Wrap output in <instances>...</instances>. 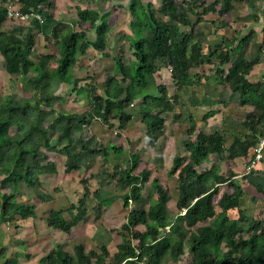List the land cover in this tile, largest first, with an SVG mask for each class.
I'll list each match as a JSON object with an SVG mask.
<instances>
[{
	"label": "trees",
	"instance_id": "16d2710c",
	"mask_svg": "<svg viewBox=\"0 0 264 264\" xmlns=\"http://www.w3.org/2000/svg\"><path fill=\"white\" fill-rule=\"evenodd\" d=\"M74 1L91 3L96 0ZM157 1L160 2L158 7L148 3L141 10L136 8V2L131 3L130 31L134 38L124 36L129 43L124 42L117 54L113 55L115 75L103 95H100L97 88L78 89L79 81L74 78L72 70L76 67L79 56L86 55L90 49L110 57V54L105 53L111 29L110 12L102 13L92 8L78 12L80 22L89 23L96 34V39L91 40L84 30L60 29L58 22L45 7H49V0H18L21 14L34 15L31 28L25 37L18 36L15 31H0V53L4 58L7 74L27 78L26 82L35 96L23 101L3 105L0 103V138L9 140L0 145V177L4 176L2 183L12 188L9 194L0 195V223L11 224L37 217L35 204H20L16 197L20 183L35 188L40 185L41 175L57 173L54 162H40L42 149L51 148L49 130L54 125H57L60 132V143H64L61 152L70 153V148L76 141V131L81 132L82 127L91 126L98 120L110 130L114 128L112 120H117L119 130L125 131L133 119L131 107L140 99V120L145 128L142 133H145L151 146H156L165 134V115L175 111L187 88L201 86L204 79L208 84L227 86L231 92L238 94L241 103L251 106L252 110L246 113L241 122L240 132H200L194 140L185 141L184 146L190 153L189 159L175 157L169 170V175H177L179 181L176 198L163 187L158 178L151 181L150 170L136 173L140 164L138 155H133L131 159L123 157L122 151L125 148L112 143L101 148H97L92 139L81 143L82 152L101 155L114 164L112 179L119 186L128 189L121 196L125 208L131 202L143 200V187L150 181L156 195L148 210L129 211L127 222L123 225L127 236L124 235L117 246L112 264H169L170 260H179L186 247L192 254L189 264H264V220L254 218L245 208L249 197L241 186L233 182L236 174L232 170L228 176L220 175L215 166L203 172L197 170L212 155L227 153L230 161L238 158L252 159L257 155L260 142L264 140V81L252 83L249 80L255 66L254 62L247 59L253 33L239 41L235 37L230 40L225 38L223 47L217 46L211 53L209 49V54H206L203 45L194 38L193 32L196 25L210 21L207 17L212 10L206 6L205 1L184 2L187 10L182 13L178 0ZM222 1L224 5L218 16L224 18L234 11L235 0ZM219 3L220 0L215 1L216 5ZM7 14V10L0 9V29ZM36 15H41L43 21L38 20ZM192 16L197 18L195 22L192 21ZM218 20H211V24L217 27ZM222 25L231 28L229 22L222 21ZM33 30L43 34L46 40L57 41L59 58L53 71L49 65L55 61L54 56H39L38 63L31 58L35 52ZM236 42L239 43L234 47ZM126 49L130 52L128 60L125 58ZM232 54H235L234 58ZM160 63L167 64V68H170L174 95H170L166 84L158 83ZM212 63L217 65L211 75L206 76L200 72L205 64ZM32 70L34 76L28 78ZM53 80L73 85L74 90L90 102L92 111L67 113L53 107L58 100L53 94L55 89L51 87ZM44 106L50 107V111L44 110ZM214 114V111L209 112L205 119ZM51 116H55V120L47 128L43 123ZM30 120L37 124L34 129L41 133L39 140H29L26 132L16 133L14 136L10 134L13 127ZM188 133L193 136L195 128H190ZM229 140L233 142L227 146ZM262 152L264 153V148ZM76 169L77 166L72 163L67 166L66 172L71 173ZM90 179L84 176L81 178L85 193L77 204H71L67 208L71 218H65L62 210L52 209L46 218L48 227L70 234L81 221L87 219L93 196L100 194L99 190L91 191L88 185ZM226 183L231 185L233 192L223 193L215 203L220 186ZM255 188L264 195V186L257 185ZM40 197L43 202L50 199L46 195ZM171 202L177 211L173 221L169 217ZM101 204L110 206L112 202L105 200ZM183 209H186L184 215L180 213ZM232 211L238 214L236 218L231 217ZM140 226L145 227V230H139ZM168 226H171L170 232L160 231ZM134 241L137 243L134 244ZM224 244L226 251L222 250ZM101 251L100 254L93 250L88 252L86 245L79 243L70 252L58 244L45 256L44 261L45 264H107L108 250L102 247ZM5 264L20 263L18 258H14L7 260Z\"/></svg>",
	"mask_w": 264,
	"mask_h": 264
},
{
	"label": "rangeland",
	"instance_id": "374dc122",
	"mask_svg": "<svg viewBox=\"0 0 264 264\" xmlns=\"http://www.w3.org/2000/svg\"><path fill=\"white\" fill-rule=\"evenodd\" d=\"M178 1L181 4V13L187 10L184 2L205 1L206 6L214 12V15H208L207 18L210 19V21L207 23L196 25L193 29L194 38L203 46L205 44L203 49L206 54L216 50L217 46H221L216 44L214 48H211L212 44L207 45L208 35L211 31L213 32V30L206 24H210L211 20H218L219 17V13L217 12L220 11V6L215 4L216 0ZM49 2V7H45L58 22L60 29L64 31L74 29L78 31L84 30L88 32L91 40L96 39V34L89 23L80 22L78 12L86 8L96 9L102 13L110 12L111 16L109 17V23L111 29L108 33V49L105 51V53L110 54V57L106 54L100 55L95 50L90 49L86 55L79 56V61L72 70L74 78L79 81L78 89L85 90L88 87L90 89L97 88L100 95H103L106 86L115 75L116 64L113 55L115 56L117 54L124 42L129 43L123 39V36H132V38H134L130 31L132 15L129 7L131 3L136 2V8L138 10L145 8L148 3H152L155 8L158 7L160 3L157 0H96L91 3L74 0H49ZM1 8L7 10L8 14L0 31H15L18 36L25 37L29 28H31L33 16L29 15L27 17L24 16L25 19L21 18L23 14L20 13L21 7L18 0H0V9ZM196 20V17L192 18L193 22ZM229 21H231V18H229ZM209 29L210 33L208 34ZM33 34L35 52L34 55L31 56L32 60L38 63L39 56L48 54L54 56L55 61L49 65L50 70L53 71L56 67V61L59 58L57 41L54 39L46 40L44 35L38 33L36 30H33ZM214 41L217 43V38ZM207 46L210 47L209 53ZM125 58L127 60L130 58V52L127 49ZM160 65L162 73L158 78V83L166 84L170 95H174L175 88L170 80V68H166L167 64L164 65L160 63ZM203 68H205V66ZM214 68L209 69L210 74L214 71ZM200 72H206V70L201 68ZM31 75L34 76V70L31 71L28 78ZM26 79L16 75L12 77L9 76L5 69L4 58L0 53V103L2 105L12 101H23L24 99H30L35 96L34 91L28 85ZM118 79L120 80L121 76H119ZM51 87L55 89L53 94L58 97L53 107H57L59 110L67 113L79 114L92 111L90 102L82 95H79L78 92L74 90L73 85L58 83L56 80H53ZM225 88H227V86ZM187 89L184 94H182L180 103L176 106L175 111L165 115V134L159 139L156 146H151L149 141L146 140L145 133H142V129L145 128L141 127L142 129L140 130L137 126L139 123L131 127V134L128 131V133L120 131L117 120H112V125L114 126L112 130L103 127L102 121L98 120L91 126L82 127V133L76 131L75 144L70 148V153L64 154L61 152L64 143H60V132L56 128L57 125L56 127L54 125V127L49 130L51 148L42 149L43 155L40 157V162L42 164H47L50 161L54 162L57 173L53 175H41L39 177L40 185L35 188H29L24 183H20L16 199L20 204H35L37 207V217L35 219L18 220L11 224L0 223V264H5L7 260L14 258H18L20 264H45V256L58 244L63 245L67 251L72 252L74 246L80 242L86 245L87 250H93L99 254L102 253L101 248L105 247L109 253L107 264H112L113 255L117 250V246L122 242L123 236H127V232L123 229V225L127 222L126 218L129 211L148 210L149 206L152 204V200L156 198L151 181L158 178L163 187L176 198L179 181L177 180V175L174 177L169 175V170L173 165L172 161L175 157L189 159L190 153L184 146L185 141L188 139L194 140L200 132L210 133L215 130L222 131V129L228 127L226 123H222L223 120H221L218 108L220 103L218 106L215 104L217 107H215L216 109L214 108V117L212 115L208 116L206 121V112L199 113V111H202V106L196 105L195 108H192V105L189 104ZM191 98L192 97H190V99ZM233 102H237V98L233 97V95L224 101V103L228 104ZM139 104V101H135L131 107V112L139 113ZM244 105L245 104L240 103V105L231 107V110L234 108L237 109L236 107L239 106L243 108L242 119H245V114L247 112V108L243 107ZM44 110L50 111V107L44 106ZM224 112V115L230 113L226 110H224ZM238 114L240 117V113ZM234 116L237 118L236 112ZM242 119L237 118L236 121L240 123ZM54 120L55 116H51L47 118L43 124L48 128V125L53 124ZM36 126L37 124L34 120L26 121L23 124L13 127L10 130V134L14 136L16 133L26 132V134L28 133L29 140H39L41 133L34 129L37 128ZM192 127L195 128V134L190 136L188 131ZM87 139H92L97 148L108 147L110 143L117 146L120 145L125 148L122 151V155L126 158L130 157L131 159L133 155L139 156L140 164L136 173L148 169L152 174L151 181L143 187L142 201L131 202L128 208L124 207L121 196L127 193L128 189L119 186L117 182L112 179L111 175L115 173L114 164L101 155H90L82 152L81 143ZM8 141L7 138H0V145L6 144ZM228 145L229 144H227V146ZM72 163L77 166V169L73 170L71 173H67V166ZM213 166L216 167L220 175L224 176H228L229 172L233 169V164L229 161L228 154L224 153L220 156H210L209 161L198 166L197 170L203 172L210 170ZM253 172H255V170H253ZM81 176L91 178L88 185L92 192H96L97 190L100 191L98 196H93L89 204L87 219L81 221L70 234H65L48 227L46 218L52 209L62 210L65 212V218H71L67 208L71 204H77L78 200L82 198L85 193L83 189L84 186L81 183ZM3 179L4 176L0 177V195L3 193L9 194L12 191L10 185H4L2 183ZM259 182L260 181L256 183ZM261 183L263 184L262 181ZM253 185H255V182ZM248 189L250 190V187ZM253 191L255 192L253 193L254 196H251L252 199L246 201L245 208H247L254 218L264 220V195L255 190ZM228 192H233L231 185L228 183L222 184L220 186V193L215 198V203L220 200L223 193ZM41 195L50 196L49 201L43 202L40 197ZM105 200H110L112 204L110 206L102 205L101 203ZM169 206L170 221H173L177 215L176 207L173 202H171ZM237 216L238 214L236 211H232L231 217L236 218ZM138 229L144 231L145 227L140 226ZM244 236H247V234ZM136 243L137 242L134 241V244ZM226 249L225 244L222 245V250L226 251ZM191 260L192 254L188 247H186L184 255H182L179 260H170L169 264H189Z\"/></svg>",
	"mask_w": 264,
	"mask_h": 264
},
{
	"label": "crops",
	"instance_id": "0c3cea01",
	"mask_svg": "<svg viewBox=\"0 0 264 264\" xmlns=\"http://www.w3.org/2000/svg\"><path fill=\"white\" fill-rule=\"evenodd\" d=\"M223 1L220 0V3L218 6H220V11L223 8ZM234 11L227 14L224 18H221L220 15L218 17L219 19V25L217 27H214L213 24H206L210 26V29L213 30L210 33V29L208 32V38H207V45H211V48H214L216 44L222 45L225 38H237L238 41L241 40L243 37L247 36L251 32L253 33L251 37V41L249 43L248 51H247V59L249 61H252L255 63V66L249 76V80L252 83H257L260 81H264V0H235L234 3ZM217 12V13H219ZM212 16L214 15V12L212 11ZM231 15V16H230ZM229 18H231V21H229ZM222 21L229 22L232 24V28H226L223 27ZM206 32V31H205ZM217 38L218 42L215 43V39ZM124 39V36H123ZM122 39V40H123ZM122 43V41H121ZM239 42H236L234 47L238 45ZM205 46V44H204ZM203 46V47H204ZM208 50L210 49L209 46H207ZM206 53V52H205ZM236 53V52H235ZM233 58L235 57V54L231 55ZM205 66V68H203ZM202 69H205L206 72H203L207 75H211L209 72V69H212L215 67V64H208L204 65ZM167 68V67H166ZM162 73V70L159 74ZM171 77V76H170ZM201 86L196 87H189L187 90V96L188 102L190 105H192V108H195L196 105L202 106V111H199V113H205L208 114L211 111H215L214 108L219 105V103L216 105L211 103L212 101L220 102L219 108V114L221 115V120H223V124L226 123L228 127L222 129L230 133L240 132L241 131V122L238 123L237 118L242 119L243 115V108L236 107L237 109L231 110V107L235 105H240V100L238 94H235L229 90V88H225V85H217L214 83H205V80L203 79ZM194 90V91H193ZM185 92V91H184ZM183 92V94H184ZM236 97L237 102L233 103H224L225 99H228L230 97ZM182 97V95H181ZM190 97H192L190 99ZM239 100V101H238ZM140 102L139 100H136ZM243 107L247 108V112H250L252 110V107L249 105H244ZM216 109V108H215ZM224 110L230 112L228 115H224ZM236 112V117L234 116ZM240 113V117L239 114ZM133 119L128 123L126 130L124 133L130 132L132 134L131 127L135 126L137 123H139L138 128L141 130L143 127V124L140 120V112L139 113H132ZM204 114V115H205ZM246 115V114H245ZM191 117V116H190ZM214 117V116H213ZM232 117V118H231ZM217 118V117H215ZM242 119L241 121H243ZM207 121V120H206ZM237 122V123H235ZM234 127V128H233ZM143 130V129H142ZM128 131V132H127ZM129 133V134H130ZM135 134V133H134ZM129 136V135H128ZM128 141V139H127ZM131 141V138H130ZM233 142V140H229L227 144L230 146V144ZM253 159V158H252ZM250 158H238L234 161H230L233 164V172L236 174V176L233 179V182H235L237 185L241 186L242 189L245 191L246 196L249 197V199H252L253 193H255L253 190L256 191L255 186L257 185H264V153H263V160L259 162V164L255 168V172H250L246 169L247 165L249 164ZM243 165V166H242ZM257 169V170H256ZM260 181L259 183H256ZM263 182V184L261 183ZM255 182V185L253 183ZM250 187V190L248 189ZM255 188V189H254ZM230 193V192H228ZM232 193V192H231ZM250 194V195H249ZM81 243V242H80ZM87 249V248H86ZM88 252L91 250H87Z\"/></svg>",
	"mask_w": 264,
	"mask_h": 264
},
{
	"label": "built area",
	"instance_id": "2783aa9c",
	"mask_svg": "<svg viewBox=\"0 0 264 264\" xmlns=\"http://www.w3.org/2000/svg\"><path fill=\"white\" fill-rule=\"evenodd\" d=\"M24 16L27 17L29 15H22L21 18L25 19ZM32 16H34V15L32 14ZM36 16H37L38 20L43 21V18H42L41 15H36ZM263 148H264V140H262L260 142L259 149H258V152H257V155L255 156V158H253L252 160L249 161V164L246 167V169L248 171H251L252 169L256 168V166L258 165V163L262 159V157H263V155H262ZM185 212H186V209H183L182 214H185ZM170 228H171V226H168V227L165 228V230L160 229V231H162V232H170Z\"/></svg>",
	"mask_w": 264,
	"mask_h": 264
},
{
	"label": "clouds",
	"instance_id": "9594fccd",
	"mask_svg": "<svg viewBox=\"0 0 264 264\" xmlns=\"http://www.w3.org/2000/svg\"><path fill=\"white\" fill-rule=\"evenodd\" d=\"M262 155H263V152H262ZM255 158V157H254ZM263 158V157H262ZM252 160V159H251ZM262 161V159L260 160V162ZM259 164V163H258ZM253 170H255V168L254 169H252L250 172H253ZM183 211V210H182ZM182 211L180 212L181 214H182ZM182 215H184V214H182ZM177 216V215H176ZM175 216V217H176Z\"/></svg>",
	"mask_w": 264,
	"mask_h": 264
}]
</instances>
